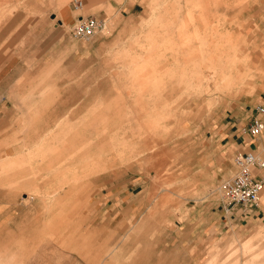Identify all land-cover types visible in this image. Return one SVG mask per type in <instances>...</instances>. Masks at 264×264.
Listing matches in <instances>:
<instances>
[{"label":"rangeland","instance_id":"374dc122","mask_svg":"<svg viewBox=\"0 0 264 264\" xmlns=\"http://www.w3.org/2000/svg\"><path fill=\"white\" fill-rule=\"evenodd\" d=\"M73 1L0 0V50L8 65L22 66L6 87L21 101L3 104L0 164L12 165H0V189L33 204L29 221L0 240L5 260L45 264L24 255L35 240L57 243L65 233L75 253L100 248L109 257L124 244L132 262L141 236L157 244L165 234L167 264H264V235L258 246L253 238L213 245L187 230L205 222L207 201L220 199V183L234 174V157L206 146L218 121L264 84V0H141L136 16L109 10L100 17L105 29L89 39L72 36L85 9ZM83 120L95 123L82 135L98 149L97 167L64 159L40 166L42 138L61 129L51 144L64 147ZM15 159L24 161L16 168ZM130 181L125 207L133 214L124 221L139 226L118 232L107 199ZM181 228L183 246L175 247Z\"/></svg>","mask_w":264,"mask_h":264},{"label":"crops","instance_id":"0c3cea01","mask_svg":"<svg viewBox=\"0 0 264 264\" xmlns=\"http://www.w3.org/2000/svg\"><path fill=\"white\" fill-rule=\"evenodd\" d=\"M83 3L85 4V9L81 11V13H78L76 18L80 16H95L100 18L106 16L109 10L117 13L120 12L124 17L136 16L141 12L140 8L143 7L141 0H83ZM85 13H87L86 16L84 15ZM73 20L74 14L73 19L71 18L67 21L72 22ZM192 46L199 47L194 44H192ZM199 48L202 49V47ZM179 51L181 52V48ZM5 56L6 52L0 50V132L3 131L0 134L6 133L4 129L6 128V121L8 118L6 106L3 104H7V102H14L16 104L21 101L17 94L14 96L10 95L9 98L6 95V87L10 84L11 79L15 80L21 74L22 66L20 60L18 62L16 61L17 63L13 65H8ZM170 61L171 60L168 58L166 63L169 64ZM258 105L264 106V84L260 86L257 94L253 98L249 99L247 102L240 103L218 121L215 132H211L212 140H210L211 142L206 146V153L214 155L217 150L229 160L236 154H244L252 151L264 161V131L259 135H251L247 130L254 117H260L264 121V114L256 110ZM100 118L101 114H96V119L100 120ZM93 121L96 123L94 119ZM94 122H85L83 120L82 123L78 124L76 130H73L69 135L66 133V144L64 147L52 148L53 144H51L52 141L60 138L62 133L61 129L50 137L49 140L51 141L47 138H42L40 146L42 149L39 148L40 150L36 154L37 158L38 156H42L40 159L38 158V162L41 163L39 165L54 167L55 164H58L64 159V166L69 165V163L75 164L78 162L80 165H83L88 161L93 167H97V159L99 156L96 151L98 149L95 148V150H93V148H90L86 137L82 135L87 127L95 126ZM65 152H68V154L65 155ZM92 154H95L93 158L88 157L89 155L93 156ZM21 161L24 160H14L16 168ZM0 165L8 166L12 164H8V161L2 160ZM227 169H230V173L233 171V162H229ZM252 170L257 178H261L264 181V167L255 165L252 167ZM17 172L18 171H16V173ZM219 174L223 175L221 172H219ZM131 183L133 182L130 181L127 186H119L115 190H112L111 196L107 199L108 204L111 206V210L108 211L107 214H111V216L120 215V222L115 224V229L118 232L139 226V223L124 221L125 217L127 220L128 217L133 214V212L128 209V206L125 207V204H129L131 198L133 190L129 185ZM16 193L0 189V240L2 241H8L6 238L9 237L11 230L18 228L17 223L19 221L21 223L29 221L30 213H28V211L31 210L33 204L27 201L29 197H19ZM105 200L106 199L103 201ZM203 211L206 212L205 219H202L205 222H200L199 224L191 223V228H187V230H191L192 238L194 237L192 241L198 242L200 239L205 238L211 240L213 245H220L222 242L240 241L242 239L246 241L249 238H253L254 245L258 246L260 244L259 238L264 235V183L260 191L259 204L255 207L248 208L241 204L230 207L223 202L222 198L210 197ZM96 227H104L101 229L105 230L108 229L105 228L108 227V225L102 223L98 224ZM109 227H111V225H109ZM109 229L112 230L113 228ZM146 230H151V228H144L143 231L145 232ZM32 235L33 237L36 236V238H39L36 232L32 233ZM165 236V234H159L160 238L157 244H149V242L144 240L145 237L142 238L141 236L139 241L142 243V248L135 253L136 255L132 262L126 260V255L123 250L126 245L124 244L120 245V249L118 247L115 254L109 257L104 256L103 250L100 248L98 250L96 248V250L93 251V255L90 256H87V254L92 252L87 253V251H85V253H83V251H76L75 253L71 250V241L68 235L65 238V233L62 238L57 237V243L51 242L40 245L37 240H35V243L31 246V248L34 249V253H31V256L25 254L24 257H27L25 258V262L39 261L45 264H167V241ZM183 241V228H181L179 232L176 233L174 246L182 247ZM197 244L200 243L194 245ZM100 246L103 247L104 245L101 244ZM6 248L7 244L0 241V264H11L5 260L4 255L7 252Z\"/></svg>","mask_w":264,"mask_h":264},{"label":"built area","instance_id":"2783aa9c","mask_svg":"<svg viewBox=\"0 0 264 264\" xmlns=\"http://www.w3.org/2000/svg\"><path fill=\"white\" fill-rule=\"evenodd\" d=\"M75 9H82L83 1L74 0ZM105 21L95 16H80L72 26V36L77 39H89L105 28ZM256 110L264 114V106L258 105ZM251 135H259L264 131V121L254 117L247 128ZM234 174L222 180L219 185L221 198L227 206L241 204L252 208L259 204L260 191L264 181L257 178L252 170L253 166L264 167V161L254 152L236 154L233 158Z\"/></svg>","mask_w":264,"mask_h":264},{"label":"bare ground","instance_id":"6f19581e","mask_svg":"<svg viewBox=\"0 0 264 264\" xmlns=\"http://www.w3.org/2000/svg\"><path fill=\"white\" fill-rule=\"evenodd\" d=\"M105 29V28H104ZM97 34V33H96Z\"/></svg>","mask_w":264,"mask_h":264}]
</instances>
